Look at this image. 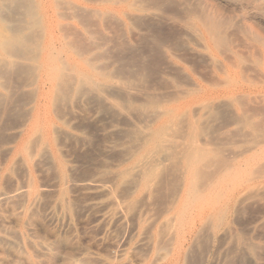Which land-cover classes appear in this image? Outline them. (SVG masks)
Wrapping results in <instances>:
<instances>
[{
    "label": "rangeland",
    "instance_id": "374dc122",
    "mask_svg": "<svg viewBox=\"0 0 264 264\" xmlns=\"http://www.w3.org/2000/svg\"><path fill=\"white\" fill-rule=\"evenodd\" d=\"M182 1L18 0L25 10H16L14 2H8V10L14 12L6 10V17H23L19 19L25 23H20L21 29L26 28V34L32 31L29 37L36 55L40 61H49L50 71L41 97V120L28 135L23 126L36 103L38 70L16 73L20 78L13 75L9 83L15 85L8 87L17 85L16 89H10V104L4 103L0 110V235L14 242L6 247L0 240V258L5 257V264H264V77L258 45L248 38L249 31L264 38V18L253 16L245 22L238 12H225L230 22L222 50L235 56L211 59L198 50L199 34L186 19L188 11L183 9H188L191 0ZM130 7L141 12L129 17ZM227 64L237 67L235 80L224 81L220 67ZM67 67L72 90L67 99L57 102L54 73ZM82 71L101 84V94L76 86L74 78ZM221 90L220 95L211 93ZM218 100L230 106L215 108ZM127 102L131 106L123 109ZM213 109L220 117L216 118ZM231 112L246 118L245 126L227 124ZM168 116L181 118V123L186 119L180 130L172 126L174 139L183 144L193 139L204 153L203 178L198 176V185L208 184L216 174L222 177L216 188L193 204L184 227L169 223L173 234L183 237L180 249L171 245L169 238L174 235L165 221L170 215L167 208L182 184L183 158L167 165L150 196L138 195L130 183L116 186L107 195L100 190L113 178L103 170L125 155L111 148V142L120 141L130 127ZM222 120L224 126H213ZM200 124L207 129L202 130ZM202 140L207 145L202 146ZM10 147L24 152L15 154ZM58 157L64 160L62 168L68 176L60 187L69 210L64 214L67 217L50 222L47 210L59 195ZM29 184L37 204L25 213L19 206ZM101 211H107V217L101 219Z\"/></svg>",
    "mask_w": 264,
    "mask_h": 264
},
{
    "label": "bare ground",
    "instance_id": "6f19581e",
    "mask_svg": "<svg viewBox=\"0 0 264 264\" xmlns=\"http://www.w3.org/2000/svg\"><path fill=\"white\" fill-rule=\"evenodd\" d=\"M17 1L18 0H0V110L2 109L1 106L4 103H5V105H6V103H7V105H8V103L10 104V98H12V97L9 95L8 92L10 91V89H13V88H15L17 86V85L15 87L12 86L13 88L10 87L13 84V83L12 84L9 83V82L12 81L11 79L13 78V75H15L17 73L18 76H19V73L27 74L26 73L27 71L35 72V70L36 71L38 70L39 76H38V78L36 80V89H35L36 103L32 107V110H29L30 111V113H29L30 117H28V120H25L26 123L23 126V127H25V129H24L25 133L24 134L28 135V132H30L32 126L37 125V123H39L40 120H41V115H42V111H43L42 98H44L42 96H43V93H44V88L48 84V83H46L47 82L46 78H47V76L49 74V71H50L49 70L50 64H49V61L47 59L40 61L38 54L36 55V49L33 48V46H32L33 42L30 39V37L32 35H29L32 31L30 33L26 34L24 32V30L26 28L24 29V27H23L21 29L22 26L20 25V23L22 24L24 21H23V19H22V21L19 20V19H21L23 17L17 16V18L16 17L13 18V17H11L12 15L11 16L8 15L9 18L11 17L12 20L7 18L8 16L6 17L5 11L6 10L10 11V10H8L9 7L7 8V4L10 5V3L14 2L15 7L17 6L16 10L18 8L20 10V9H24V7H26V6L20 4ZM183 1H186V0H183ZM8 2H10V3H8ZM182 2H180V3H182ZM55 3H56V1H55ZM135 3H136V1L134 3H132V5H136L137 4V3L136 4ZM186 3L188 4V2H186ZM16 4H18L19 6L16 5ZM71 5L72 4L70 3V6ZM20 6H22V7H20ZM187 6H188V9H186L187 8L186 7L183 10L184 11L185 10L188 11L186 19L190 22V25L192 26V27L191 26H189V27L192 29V31L194 29L195 32H197L199 34V42H198V46H197L198 50L203 51V52H207L208 57H210L211 59H214L213 57H216V56H219V55H223V56H227V57H231V58H233L235 56V53L232 52V51H228V50L223 51L222 50L223 46L225 45L224 34L227 31V29L229 28V22H230L229 21L230 19H228L226 17L225 12H238V14L240 15L241 20L245 21V22H249L253 18V16H259V17L264 18V0H191V2H189V4ZM57 7H58V3L56 4V8ZM75 7L73 5V8H75ZM12 9L13 8H11V10ZM12 11L14 12V9ZM12 11H10V12H12ZM29 11H26V13H28ZM80 11H82V10H80ZM140 12L141 11H140V9L138 7H130L128 16L129 17L130 16H134V15L140 13ZM29 14H30V16L32 15L31 12H29ZM27 16H28V14H27ZM35 22H37V21H35ZM129 22H131V21H129ZM23 24H25V23H23ZM36 25H37V23H36ZM249 33H250V35L248 36V38L252 42L257 43L259 51H260V53L262 55L261 73H262V77H264V38H262V36L259 33H257L256 31H249ZM223 58H225V57H223ZM87 62L88 61H86V64H88ZM215 62L217 63L218 60L215 61ZM228 62H230V60ZM36 63H38V64L34 65ZM217 65H218V63H217ZM63 68H64V66H63ZM220 68L223 69L221 71V74L223 75L224 81L226 79L235 80V78H237L238 70H236L237 67L235 65L233 66V64H232L230 66L229 65L228 66H224V67L221 66ZM51 69H54V68H51ZM69 69L70 68L67 67V68H65L63 70L55 71V73H54L55 77L58 79L56 81L55 85H53L55 87V100L57 102L61 101V100H64V99H67V97L70 96L69 93L72 90L71 89L72 86H71L70 80H68L66 78L67 77L66 76V72ZM100 72H102V71H100ZM52 73L53 72H51V74ZM76 75L77 76L74 78L75 80L74 79L73 80L76 82L75 84H76L77 87H79L81 89V87L86 86V87L92 88V90H94L95 92L97 91V93L98 92L100 94L102 93V92H100L101 89H102L101 88V84L93 76L88 75V74L84 73L83 71L82 72H78ZM18 76H16V77H18ZM20 76H21V74H20ZM24 76H26V75H24ZM73 76H70V77L72 78ZM18 78H20V77H18ZM15 79H17V78H15ZM14 81H16V80H14ZM102 83H104V82H102ZM8 85H10L9 86L10 88L8 87ZM13 85H15V83ZM48 88H50V87H48ZM76 89L78 90V88H76ZM102 91H104V90H102ZM12 92L10 91V93H12ZM223 92H224V90H221V92L216 91V92H211V93L212 94L214 93V95L215 94L220 95V93L222 94ZM103 94H104V92H103ZM77 95H79L78 96L79 98L82 96L81 94H77ZM110 95H112V93ZM104 97H105V95H104ZM129 99L131 100V98H129ZM53 103L56 104V106H57V103H55L54 100H53ZM155 103L159 104V102H155ZM16 104L17 103H15V105ZM54 104H52V105L54 106ZM64 104L66 105V103H64ZM120 104H122V103H120ZM60 106H62V105H60ZM122 106H123L122 108L124 109L125 107H129L131 105H130V103L127 102V104L124 103V104H122ZM215 106H216L215 108L222 109V108L230 106V102H227V101H224V100H218V102H217V104ZM213 110L216 113L215 114L216 118L220 117L217 114L218 111L215 110V109H213ZM231 113H229V114H231L230 116L228 115L229 118L227 117L228 118L227 124L231 123V124H237V125H240V126H245L246 118H244L243 116H241L240 114H238L236 112H231ZM146 114H147V112H146ZM195 114H196V112H195ZM166 115H168V113H166ZM166 115H164V116H166ZM57 118H58V116H57ZM180 119H176V120L172 119L171 120V117L168 116L167 118L165 117L164 119H162L160 121L156 120L155 121L156 123L155 122H153V123H151V122L150 123H142V124H144L143 126L137 124L136 128L138 127L139 130L136 129V128L130 129L131 128L130 127L129 130L123 131V135H121L122 133L118 132V134L123 136V137H121L120 141H118L117 143L116 142H114V143L111 142L110 146H111V148H118V149L124 151L125 155H124L123 159L120 160L119 163L117 162L116 164H112L111 167L109 166L106 169L102 168V169H105V170H103L104 174L107 175V173H110V175L111 174L113 175V178H110L111 180L112 179L113 180L111 181L108 178L110 180V183L109 182L103 183L100 186L101 192L104 195H107V194L112 193V191L114 190V188L116 186H118V185H122L123 186L124 184L126 185V183H130V184L134 185L133 187H135V192L138 193V195H141V194H145L146 195V194H148L150 196L152 194V192H154V188L161 181L160 180L161 177H164L163 174L165 173V170L167 169V165L168 164L170 165V164L174 163L175 160L178 159V158L179 159L183 158L182 159V166L180 165L182 167V169H181L182 176L180 178L182 180V184H181V186H178L180 189L178 188L179 191H178V193H176L177 195L175 194V196H176L175 199L173 200V198H172L173 202L171 201L172 203H170L171 204L170 208H167V209H169L168 210L169 211L168 214H170V215L167 216L165 214L167 216V218H166L167 220L165 221L166 225H168L171 222H174V223L177 224V226H176L177 228L182 227L183 224L187 223L185 221H186V219L188 218V216L190 214V211L192 209L193 204L196 203L198 198L202 194H205L206 191L214 188L215 186H218L220 184L221 180H222V177H220L219 175L217 176V174H216L218 172V170H217V172H215V174H216L215 178L214 177L210 178V174H207L209 176V178L211 179V181H210V179L209 180L207 179L209 181V183L207 182L208 184L204 183L203 186L202 185L201 186L198 185V182H197L198 176L200 175V177H199L200 179L203 178L202 177L203 173H200L201 172L200 170L203 167L202 159H203L204 153H203L202 150H200L199 148L195 147V145L197 146L198 144H195V140H193V139H187L189 141L188 144L187 143L183 144L182 141L180 142L181 143L180 144L178 141L175 140L177 138L176 137L177 135L175 136V135L172 134V131H173L172 126H178L177 128L179 129V125L185 123L184 120H186V119H184L183 123H181ZM111 120H113V119H111ZM206 121H208V120H206ZM219 121L216 122V123L213 122V123H215V124H213V126H217V127L218 126H222V125L224 126L223 120L221 122H219ZM185 124H184V126H186ZM201 127H202V130H203V128H205V130L207 129L206 127L201 126V124H200V128ZM114 128L117 129L116 127L112 126V129H114ZM221 128L222 127L218 128V129H221ZM176 129H175V131H176ZM175 131H174V133H175ZM52 132L55 133V131H52ZM120 132H122V130H120ZM179 132H177L178 135H179ZM214 132L216 134V131H214ZM20 133H22V132H20ZM210 133H212V132H210ZM180 134H181V132H180ZM232 134H234V133H232ZM59 135H60V133H59ZM115 135H117V133H115ZM173 136H175L176 138L173 137ZM183 137L185 138V135ZM229 137H227V138H229ZM205 138L203 137V139H205ZM224 139H225V137H224ZM225 141H227V140L225 139ZM204 142H205L204 140L201 141L202 146L207 145V143H204ZM210 143H212V141ZM41 148H42V146H41ZM178 148H180L183 152H181L180 154L177 151L175 152V150H177ZM218 148H221V146L218 147ZM8 150L12 151V152H15V154L16 153L17 154L18 153L22 154V152H24V150H19L17 147H10V149H8ZM44 150H46V149H44ZM44 150L41 153H44L45 152ZM214 151H217V150H214ZM206 153H207V151H206ZM61 158H62V156H61ZM28 159H30V158H28ZM55 159H56V165L58 166V169H59V172L57 174L58 185H59V195H58V199L56 200V204L54 206L52 204V207H49L48 210H47V217H48L47 219H50V222L51 221L52 222L59 221V220L63 219L64 216L67 217L64 214L67 212V210H69V206L67 205V203H65V201H66V199H65L66 198V193L60 187V185L63 184L64 182H66V183L68 182V176H67V174L64 172V170L62 168L64 160L62 162L59 157L55 158ZM179 164H180V160H179ZM67 172H68V170H67ZM167 173H169V172H167ZM104 174H102V175H104ZM168 175H170V174H168ZM173 176H174V174H173ZM181 180L179 181L180 183H181ZM102 182H104V181H102ZM26 189H27V191L24 193V196L22 195L23 196V203H22L21 206H19V208L22 210V212H25V213L27 212V210H28V208L30 206H32V205H34L36 203V200H37V197L35 195L34 190L31 187V184H29L28 188H26ZM97 190H99V189H97ZM138 195H136V197H138ZM4 198H5V196H4ZM92 204L96 205L94 203H92ZM16 206H18V205H16ZM105 210H107V209H105ZM107 211H101L100 214H99V217L101 219L107 217L108 212H109V211L108 212ZM166 212H167V210H166ZM164 219H165V217H164ZM169 227L171 229V227H173V225L171 226V224H169ZM179 229H181V228H179ZM173 230H174V228H173ZM182 230H180V231H182ZM171 231H172V229H171ZM173 232L174 231H172L171 234H173ZM181 235H182V232H181ZM178 236H177V234H175L174 236L169 238L170 241H171V245H173V247L175 249H180L181 245H182V241H183V237L181 239ZM0 240H1V242L3 240L4 244L6 245V247L12 246L14 244V242L9 237L3 236V235H0ZM155 241H156V238H155ZM162 250H164L166 252V250H168V249L167 248H164V249L162 248ZM6 251H8V250H6ZM169 251H171V250H169ZM171 254L173 255V253H169V255H171ZM174 254H175V252H174ZM22 255H23V253H22ZM22 259H25V258H23V256H22ZM4 260H5V257H4V259L0 258V264L1 263L5 264L6 261L4 262ZM10 262H9V264H11ZM20 264H22V263H20Z\"/></svg>",
    "mask_w": 264,
    "mask_h": 264
}]
</instances>
